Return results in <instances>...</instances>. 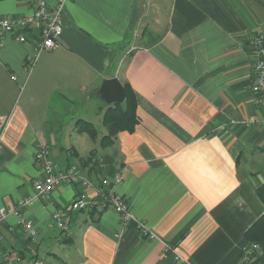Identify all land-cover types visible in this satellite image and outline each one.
Wrapping results in <instances>:
<instances>
[{
  "label": "crops",
  "instance_id": "obj_1",
  "mask_svg": "<svg viewBox=\"0 0 264 264\" xmlns=\"http://www.w3.org/2000/svg\"><path fill=\"white\" fill-rule=\"evenodd\" d=\"M59 0H47L53 6ZM64 0L58 45L34 64L40 27L26 41L0 36V206L35 193V152L49 147L57 169L76 166L95 187L117 173L115 191L136 221L112 209L51 213L81 190L79 177L56 186L49 201L0 224V264H250L245 233L264 212L263 108L251 89L250 35L264 32V0ZM30 0H0L1 15H26ZM17 31H20L19 28ZM117 77L135 97L131 131L108 129L100 88ZM105 128L100 136L94 126ZM93 194L94 189L88 188ZM157 235L142 234L137 222ZM255 259L264 264V241ZM47 252V254H45Z\"/></svg>",
  "mask_w": 264,
  "mask_h": 264
},
{
  "label": "built area",
  "instance_id": "obj_2",
  "mask_svg": "<svg viewBox=\"0 0 264 264\" xmlns=\"http://www.w3.org/2000/svg\"><path fill=\"white\" fill-rule=\"evenodd\" d=\"M30 1L34 5V9L29 14L0 16V36L13 34L16 40L24 42L26 41L25 31L39 26L40 34L36 41L34 52L29 56V61L34 64L41 51L53 49L58 45V38L63 27L62 11L64 0H59L53 6L48 5L47 0ZM18 28L20 31H17ZM249 44L255 55L251 89L255 95V102L263 108L262 121L264 122V32H256L250 35ZM2 152L3 144L0 134V156ZM35 159L41 165V175L36 178L33 184L35 193L19 200L13 208L0 206V224L8 214L13 213L26 238L31 242H36L38 230L33 220L25 217L20 208L33 203L35 199L49 201L52 190L74 176L79 177L81 190L70 201L67 208H56L51 213V218L62 231L67 233L69 228L68 223L62 219L63 215L82 210L112 209L119 215L122 222L128 220L136 221L128 201L114 189L122 181L120 173L115 174L112 179L102 178L101 185L107 187L106 190H103L95 187L88 178L78 176L74 165L68 171L57 169L49 147L45 144H41L37 148ZM88 188H93L94 193H88L86 191ZM137 227L143 235L157 238V235L149 231L143 222L138 221ZM258 247L259 244L257 242H251L246 245L242 251L243 259L250 264H260L255 259V252ZM31 264H38V262H31Z\"/></svg>",
  "mask_w": 264,
  "mask_h": 264
},
{
  "label": "trees",
  "instance_id": "obj_3",
  "mask_svg": "<svg viewBox=\"0 0 264 264\" xmlns=\"http://www.w3.org/2000/svg\"><path fill=\"white\" fill-rule=\"evenodd\" d=\"M125 106L116 104L114 106H109L103 116V122L105 123L108 134L104 136V139H109L110 135L114 134L117 130L121 128H126L131 131L135 125V97L130 90H126L125 95ZM256 192L264 204V182L261 183ZM246 237L253 241L260 243L264 241V212L260 217L249 227L245 233Z\"/></svg>",
  "mask_w": 264,
  "mask_h": 264
},
{
  "label": "water",
  "instance_id": "obj_4",
  "mask_svg": "<svg viewBox=\"0 0 264 264\" xmlns=\"http://www.w3.org/2000/svg\"><path fill=\"white\" fill-rule=\"evenodd\" d=\"M146 0H137L136 8L138 15L143 14ZM101 97L108 103H121L125 97V89L117 77L103 81L100 88Z\"/></svg>",
  "mask_w": 264,
  "mask_h": 264
},
{
  "label": "rangeland",
  "instance_id": "obj_5",
  "mask_svg": "<svg viewBox=\"0 0 264 264\" xmlns=\"http://www.w3.org/2000/svg\"><path fill=\"white\" fill-rule=\"evenodd\" d=\"M94 126L98 131V134L101 136L104 132H105V127L103 125H101L99 122H94ZM47 254V252L45 253Z\"/></svg>",
  "mask_w": 264,
  "mask_h": 264
}]
</instances>
